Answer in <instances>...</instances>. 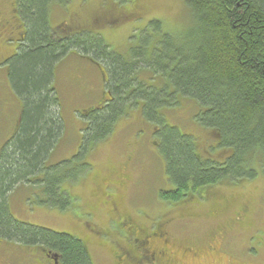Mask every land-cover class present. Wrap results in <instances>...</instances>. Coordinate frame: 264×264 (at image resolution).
Listing matches in <instances>:
<instances>
[{
	"label": "trees",
	"instance_id": "16d2710c",
	"mask_svg": "<svg viewBox=\"0 0 264 264\" xmlns=\"http://www.w3.org/2000/svg\"><path fill=\"white\" fill-rule=\"evenodd\" d=\"M68 1L16 0L26 36L12 57L0 61V72L20 101L13 135L0 149V243L46 252L57 264H93L81 239L18 222L8 209L9 194L20 185L40 188L42 204L49 208L65 210L71 203L61 189L69 176L59 173L60 164L45 166L63 133L56 67L75 55L94 64L102 76L99 102L81 116L88 128L80 152L104 140L117 119L138 107L157 126L153 135L173 187L159 192L161 198L172 204L205 199L216 185L254 178V165L264 174V0H183L181 29L169 33L160 21L149 22L150 42L129 56L110 49L92 31L136 13L115 4L106 7L96 24L68 20L50 27L51 7ZM178 97L198 106L194 119L215 138L222 162L202 158L193 136L159 121L158 110L177 105Z\"/></svg>",
	"mask_w": 264,
	"mask_h": 264
},
{
	"label": "rangeland",
	"instance_id": "374dc122",
	"mask_svg": "<svg viewBox=\"0 0 264 264\" xmlns=\"http://www.w3.org/2000/svg\"><path fill=\"white\" fill-rule=\"evenodd\" d=\"M117 1L69 0L64 6L54 5L49 25L56 27L68 20L95 23L106 7L116 4L119 10L136 14L123 22L96 26L92 32L116 53L129 56L145 40L150 42L146 38L152 34L149 22L158 20L165 31L175 33L186 17L183 0H135L121 5ZM102 19H108L106 13ZM102 85L97 67L75 55L66 56L56 67L54 89L63 133L45 166L60 164L56 169L69 176L61 189L69 193L71 203L65 210L49 208L42 204L40 188L20 185L7 200L13 219L81 239L89 248L93 264H115V242L122 241L118 227H124L118 220L126 218L120 215H129L135 224L148 229L165 215L163 219L173 218L169 233L182 244L206 251L208 239L215 234L222 243L221 256H188L180 258V264H264V174L260 167L252 166L257 172L252 179L221 183L205 193V199L171 205L159 193L173 187L164 173L158 138L153 135L157 126L141 116L138 107L117 119L104 140L80 152L88 128L81 116L99 102ZM177 102L158 110L159 121L193 136L202 158L222 162L224 153H217L215 138L194 119L198 106L182 97ZM19 111L20 101L10 90L5 73L0 72V149L13 135ZM94 230L101 235H95ZM39 252L15 246V264H35L31 255ZM41 259V264H50L49 259Z\"/></svg>",
	"mask_w": 264,
	"mask_h": 264
},
{
	"label": "flooded vegetation",
	"instance_id": "af4514ba",
	"mask_svg": "<svg viewBox=\"0 0 264 264\" xmlns=\"http://www.w3.org/2000/svg\"><path fill=\"white\" fill-rule=\"evenodd\" d=\"M116 21L118 19H112L110 22L116 23ZM25 36V25L18 15L16 0H0V61L12 57L20 49ZM112 204L113 209L117 211L116 204ZM120 216L126 218L118 220L119 226L124 227L123 229L118 227L122 241L115 242L114 248L118 252L115 264H180V258L188 256L198 259L207 254L220 256L222 254V243L219 244L220 239L217 235L208 239L206 251L193 248L196 247L195 245L187 246L172 238L168 231L173 221L171 217L163 219L165 215L161 216L148 229L135 224L129 215ZM94 233L101 235L97 230H94ZM14 252V245L0 243V264H15ZM31 256L35 264H41V257L49 259L50 264H57L46 252L34 253Z\"/></svg>",
	"mask_w": 264,
	"mask_h": 264
},
{
	"label": "water",
	"instance_id": "95a60500",
	"mask_svg": "<svg viewBox=\"0 0 264 264\" xmlns=\"http://www.w3.org/2000/svg\"><path fill=\"white\" fill-rule=\"evenodd\" d=\"M54 260H55V258H54Z\"/></svg>",
	"mask_w": 264,
	"mask_h": 264
}]
</instances>
